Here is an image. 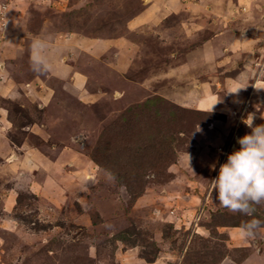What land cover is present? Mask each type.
Instances as JSON below:
<instances>
[{
    "label": "rangeland",
    "instance_id": "rangeland-1",
    "mask_svg": "<svg viewBox=\"0 0 264 264\" xmlns=\"http://www.w3.org/2000/svg\"><path fill=\"white\" fill-rule=\"evenodd\" d=\"M250 114L264 0H0V264H264L211 189Z\"/></svg>",
    "mask_w": 264,
    "mask_h": 264
},
{
    "label": "clouds",
    "instance_id": "clouds-1",
    "mask_svg": "<svg viewBox=\"0 0 264 264\" xmlns=\"http://www.w3.org/2000/svg\"><path fill=\"white\" fill-rule=\"evenodd\" d=\"M33 59L34 63H40L38 58ZM246 87L238 86L227 93H237ZM218 102L220 99L211 104L208 112ZM254 121L255 114L243 120L251 131L237 137L239 148L227 154L226 161L219 166L218 175L211 180V189L216 193L215 199L219 205L247 216L255 213L254 205L264 204V124H255ZM215 167L213 164V170ZM259 226L260 222L253 220L242 226V231L246 236H252Z\"/></svg>",
    "mask_w": 264,
    "mask_h": 264
},
{
    "label": "trees",
    "instance_id": "trees-1",
    "mask_svg": "<svg viewBox=\"0 0 264 264\" xmlns=\"http://www.w3.org/2000/svg\"><path fill=\"white\" fill-rule=\"evenodd\" d=\"M106 168H107V166H106ZM109 169V168H108ZM110 171H112V173L114 174L115 172L113 171V170H111L110 169ZM120 177V176H119ZM121 179H122V181L124 182V183H127V181L125 180V179H127L126 177H124L123 175L120 177ZM130 184V183H129ZM128 183L126 184L127 186H128V188L131 190V191H133V188L131 187V185H129Z\"/></svg>",
    "mask_w": 264,
    "mask_h": 264
},
{
    "label": "crops",
    "instance_id": "crops-1",
    "mask_svg": "<svg viewBox=\"0 0 264 264\" xmlns=\"http://www.w3.org/2000/svg\"><path fill=\"white\" fill-rule=\"evenodd\" d=\"M13 152H14V150H13ZM13 152L10 154V158H12V156L14 155ZM15 155H16V154H15ZM16 158H19L18 155H16Z\"/></svg>",
    "mask_w": 264,
    "mask_h": 264
}]
</instances>
